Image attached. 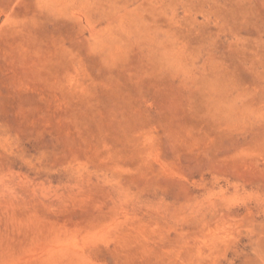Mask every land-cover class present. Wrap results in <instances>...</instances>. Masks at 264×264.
Instances as JSON below:
<instances>
[{"label": "rangeland", "instance_id": "1", "mask_svg": "<svg viewBox=\"0 0 264 264\" xmlns=\"http://www.w3.org/2000/svg\"><path fill=\"white\" fill-rule=\"evenodd\" d=\"M0 264H264V0H0Z\"/></svg>", "mask_w": 264, "mask_h": 264}]
</instances>
